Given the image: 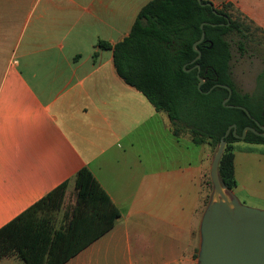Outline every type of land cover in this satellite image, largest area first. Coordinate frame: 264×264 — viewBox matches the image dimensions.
<instances>
[{
    "label": "crops",
    "instance_id": "0c3cea01",
    "mask_svg": "<svg viewBox=\"0 0 264 264\" xmlns=\"http://www.w3.org/2000/svg\"><path fill=\"white\" fill-rule=\"evenodd\" d=\"M146 1L0 0V225L60 182L73 188L82 165L119 211L60 264L195 263L213 150L173 133L112 62L110 46ZM210 1L264 32V0ZM234 158L233 148L236 181Z\"/></svg>",
    "mask_w": 264,
    "mask_h": 264
},
{
    "label": "trees",
    "instance_id": "16d2710c",
    "mask_svg": "<svg viewBox=\"0 0 264 264\" xmlns=\"http://www.w3.org/2000/svg\"><path fill=\"white\" fill-rule=\"evenodd\" d=\"M214 8L227 15V23L197 0H148L138 9L126 35L110 46L116 74L167 114L172 132L186 130L193 142H208L212 150L230 123L235 124L236 133L245 125L258 130L243 109L222 103L227 89L213 83L230 86L225 103L242 105L259 123L264 120V64L252 91L235 87L227 35L234 33L238 48L243 49L247 26L222 8ZM201 21H206L204 36L195 45L200 55L191 61L196 54L192 42L199 37ZM98 45L108 46L103 42ZM197 73L203 78L199 88ZM231 129L224 137L217 164L219 177L229 188L236 182L232 141L264 144V135L247 130L239 138ZM65 183L60 182L0 225V256L14 254L25 264H60L112 226L119 211L85 165L73 176L75 199L69 216L55 225L51 213L61 203Z\"/></svg>",
    "mask_w": 264,
    "mask_h": 264
},
{
    "label": "water",
    "instance_id": "95a60500",
    "mask_svg": "<svg viewBox=\"0 0 264 264\" xmlns=\"http://www.w3.org/2000/svg\"><path fill=\"white\" fill-rule=\"evenodd\" d=\"M200 4H207L212 12L222 15L226 22L228 17L224 13L217 12L210 0H197ZM201 21L199 37L192 42V48L196 52L191 59L194 60L200 55V50L195 46L203 36ZM213 24V23H211ZM199 69L198 63H194ZM197 76V87L199 88L203 78ZM220 85L227 89L226 96L222 103L228 106H236L243 109L255 124L264 129V126L248 113L247 109L239 104L225 103L231 92L230 86L225 83L215 82L212 85ZM230 127L234 136L243 138L247 130L264 135L253 126L245 125L240 133L235 132V124L230 123L220 135L217 145L211 153L208 175L211 188L201 212L198 223V245L194 264H264V209L249 206L237 198L219 177L217 164L224 146V137Z\"/></svg>",
    "mask_w": 264,
    "mask_h": 264
},
{
    "label": "rangeland",
    "instance_id": "374dc122",
    "mask_svg": "<svg viewBox=\"0 0 264 264\" xmlns=\"http://www.w3.org/2000/svg\"><path fill=\"white\" fill-rule=\"evenodd\" d=\"M225 10L231 18H239L240 22L247 26L246 39L243 49L237 46L234 33H229L231 58L230 73L236 88L250 92L254 88L255 76L264 64V32L257 28L253 22L243 16L242 12L235 9L229 2L214 5ZM235 154L236 182L232 191L242 203L264 209V144L249 142L242 139L232 141ZM225 144V143H224ZM208 181L209 175L207 176ZM211 184H208L210 191ZM74 195V187L64 186V193ZM63 197V196H62ZM205 199L203 206L205 205ZM74 198H62L60 205L52 210V218L55 225L66 221L70 213ZM197 244L194 246L196 253Z\"/></svg>",
    "mask_w": 264,
    "mask_h": 264
},
{
    "label": "flooded vegetation",
    "instance_id": "af4514ba",
    "mask_svg": "<svg viewBox=\"0 0 264 264\" xmlns=\"http://www.w3.org/2000/svg\"><path fill=\"white\" fill-rule=\"evenodd\" d=\"M259 124L264 126V120L261 123H259ZM257 128H258L259 131L264 132V129H260L258 126H257Z\"/></svg>",
    "mask_w": 264,
    "mask_h": 264
}]
</instances>
